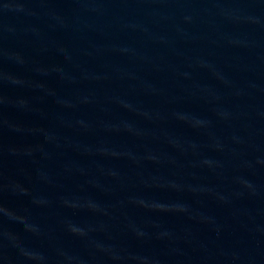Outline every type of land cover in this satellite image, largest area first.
I'll list each match as a JSON object with an SVG mask.
<instances>
[{"label": "water", "instance_id": "water-1", "mask_svg": "<svg viewBox=\"0 0 264 264\" xmlns=\"http://www.w3.org/2000/svg\"><path fill=\"white\" fill-rule=\"evenodd\" d=\"M0 264H264V0H0Z\"/></svg>", "mask_w": 264, "mask_h": 264}]
</instances>
